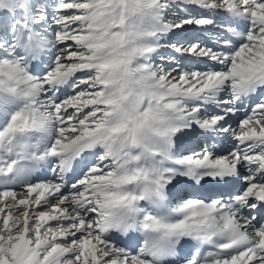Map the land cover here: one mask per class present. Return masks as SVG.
<instances>
[{"label": "snow or ice", "instance_id": "obj_1", "mask_svg": "<svg viewBox=\"0 0 264 264\" xmlns=\"http://www.w3.org/2000/svg\"><path fill=\"white\" fill-rule=\"evenodd\" d=\"M0 264H264V0H0Z\"/></svg>", "mask_w": 264, "mask_h": 264}]
</instances>
